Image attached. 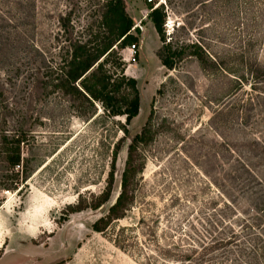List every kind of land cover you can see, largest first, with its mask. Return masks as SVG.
<instances>
[{
	"label": "rangeland",
	"instance_id": "1",
	"mask_svg": "<svg viewBox=\"0 0 264 264\" xmlns=\"http://www.w3.org/2000/svg\"><path fill=\"white\" fill-rule=\"evenodd\" d=\"M102 1L0 0V264H264V0H123L138 37L134 57L121 50L140 98L128 125L79 118L44 83L59 16L80 29ZM159 53L174 56L172 68ZM122 126L109 201L64 219L67 204L104 189ZM143 128L132 201L95 232ZM20 132L12 174L26 177L13 189L3 136Z\"/></svg>",
	"mask_w": 264,
	"mask_h": 264
},
{
	"label": "trees",
	"instance_id": "2",
	"mask_svg": "<svg viewBox=\"0 0 264 264\" xmlns=\"http://www.w3.org/2000/svg\"><path fill=\"white\" fill-rule=\"evenodd\" d=\"M151 5L152 3L149 4L150 8H152ZM148 17L159 39L163 41V12L159 8H153ZM58 22L59 30L54 37L55 52L51 56L44 81L48 94L63 98L79 118L122 117L124 124L128 125L138 115L140 98L136 79L125 74L121 50L136 44L138 37L133 31V20L127 13L123 0H103L97 10L96 20L80 29H76L71 24L70 13L60 15ZM193 55L201 62H206L205 56L198 50L193 51ZM160 56L162 65L172 68L174 56L161 54ZM121 130L123 136L113 145L104 189L88 203L79 200L76 204H67L63 209L64 219L83 209H99L109 201L114 183L117 154L128 134L125 126H122ZM21 136V132L18 135H12L10 139L8 136H3L5 144L3 159L7 167L12 169L11 177L13 178L10 184H15L13 189H17V184L22 183L26 177L19 171L12 174L20 164ZM146 139L144 128L132 137L121 173L120 191L114 202L108 206L106 213L92 223L93 231L102 232L112 221L121 219L125 215L132 201L130 194L132 179L142 170L141 164L137 162L138 144L146 143ZM226 239L211 242L207 247L204 246L203 251L216 249L223 245ZM55 264H61V262Z\"/></svg>",
	"mask_w": 264,
	"mask_h": 264
},
{
	"label": "built area",
	"instance_id": "3",
	"mask_svg": "<svg viewBox=\"0 0 264 264\" xmlns=\"http://www.w3.org/2000/svg\"><path fill=\"white\" fill-rule=\"evenodd\" d=\"M147 1V3H152V0H146ZM136 44H131V45H129L128 47H127V49L129 50V52L131 53V55H133V57L135 56V54H136Z\"/></svg>",
	"mask_w": 264,
	"mask_h": 264
},
{
	"label": "water",
	"instance_id": "4",
	"mask_svg": "<svg viewBox=\"0 0 264 264\" xmlns=\"http://www.w3.org/2000/svg\"><path fill=\"white\" fill-rule=\"evenodd\" d=\"M99 209H100V210H103V209H104V207L102 206V207H100Z\"/></svg>",
	"mask_w": 264,
	"mask_h": 264
},
{
	"label": "crops",
	"instance_id": "5",
	"mask_svg": "<svg viewBox=\"0 0 264 264\" xmlns=\"http://www.w3.org/2000/svg\"><path fill=\"white\" fill-rule=\"evenodd\" d=\"M126 60V59H125Z\"/></svg>",
	"mask_w": 264,
	"mask_h": 264
}]
</instances>
